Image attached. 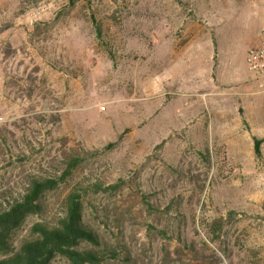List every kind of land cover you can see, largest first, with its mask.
<instances>
[{
  "label": "rangeland",
  "instance_id": "374dc122",
  "mask_svg": "<svg viewBox=\"0 0 264 264\" xmlns=\"http://www.w3.org/2000/svg\"><path fill=\"white\" fill-rule=\"evenodd\" d=\"M263 27L264 0H0V210L58 180L14 244L79 188L107 264H264V92L232 77Z\"/></svg>",
  "mask_w": 264,
  "mask_h": 264
},
{
  "label": "trees",
  "instance_id": "16d2710c",
  "mask_svg": "<svg viewBox=\"0 0 264 264\" xmlns=\"http://www.w3.org/2000/svg\"><path fill=\"white\" fill-rule=\"evenodd\" d=\"M262 143L256 139L258 158H262ZM57 185L56 179L33 180L21 197L2 207L0 264H52L57 258L71 264H107L119 259V250L102 246L100 235L85 222L84 194L79 188L69 193L63 211L54 220L36 223L18 246L14 244V236L27 219L42 212L43 195Z\"/></svg>",
  "mask_w": 264,
  "mask_h": 264
},
{
  "label": "built area",
  "instance_id": "2783aa9c",
  "mask_svg": "<svg viewBox=\"0 0 264 264\" xmlns=\"http://www.w3.org/2000/svg\"><path fill=\"white\" fill-rule=\"evenodd\" d=\"M246 64L252 79L258 83L260 92H264V27L259 33V38L249 47ZM1 80V77H0ZM7 122V115L1 110L0 91V126Z\"/></svg>",
  "mask_w": 264,
  "mask_h": 264
},
{
  "label": "crops",
  "instance_id": "0c3cea01",
  "mask_svg": "<svg viewBox=\"0 0 264 264\" xmlns=\"http://www.w3.org/2000/svg\"><path fill=\"white\" fill-rule=\"evenodd\" d=\"M250 45H248L247 49H246V54H245V58H244V62L242 64H239L237 67L233 66V70H232V77L234 79V85H237L241 88L244 89L243 93L240 96H237V99H239V101H241L242 98H250V96H253L255 94H259L254 90V86L256 85L258 87V84L256 82H254V80L252 79L248 68H247V64H246V58H247V52L249 49ZM221 52L219 50H217L215 52V60H220L221 59ZM228 56V55H227ZM230 58H225V61H229ZM232 62V61H231ZM221 79V78H220ZM7 105H6V98L3 97L1 99V110L4 112L5 109H7Z\"/></svg>",
  "mask_w": 264,
  "mask_h": 264
}]
</instances>
